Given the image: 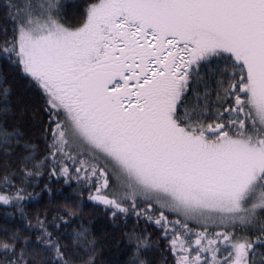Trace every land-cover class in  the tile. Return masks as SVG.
Listing matches in <instances>:
<instances>
[{"label":"snow or ice","instance_id":"snow-or-ice-1","mask_svg":"<svg viewBox=\"0 0 264 264\" xmlns=\"http://www.w3.org/2000/svg\"><path fill=\"white\" fill-rule=\"evenodd\" d=\"M0 264H264V0H0Z\"/></svg>","mask_w":264,"mask_h":264}]
</instances>
